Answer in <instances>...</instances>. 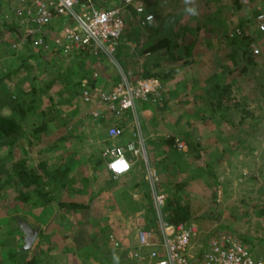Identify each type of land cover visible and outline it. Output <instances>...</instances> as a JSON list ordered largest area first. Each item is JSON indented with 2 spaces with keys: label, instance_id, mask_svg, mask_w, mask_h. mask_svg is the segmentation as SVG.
I'll return each mask as SVG.
<instances>
[{
  "label": "rangeland",
  "instance_id": "rangeland-1",
  "mask_svg": "<svg viewBox=\"0 0 264 264\" xmlns=\"http://www.w3.org/2000/svg\"><path fill=\"white\" fill-rule=\"evenodd\" d=\"M147 1V4H151L154 0ZM139 2L145 4L144 8L147 11L148 5L143 0H139ZM213 2L215 4H212ZM252 2L260 3V0H252ZM179 3L181 5L183 4L182 7L194 8L196 10L195 15L197 16H202L205 11L203 17L206 22H208V19L212 20L211 10L213 5H215L217 8L216 12H221V19L228 15L233 25L238 26L239 22L242 26L247 27L244 30L253 38V48L259 49V53L255 55V62L250 63L247 59L243 58L245 46L246 48L248 46L246 41L239 40L234 43L230 41L231 46L228 45L227 41H224L223 44L226 45L227 50L225 48L219 52L207 50L208 54L205 52L204 47L197 44L198 47L195 46L196 52L190 59H204L201 53H205L207 56L203 63L197 62L194 66L192 65L184 69V73L190 70V74L188 75L202 77L204 80L203 82L200 79L197 82L198 85L196 84L193 87V90L190 89L188 93H185V95H192L191 101L187 99L188 96L186 99H177L175 96L170 97L171 99L167 103L163 101L162 104L158 103L159 105L153 104V113H142L140 106H137L136 114L133 115L131 113L132 117L128 119L129 122L127 124L128 129L136 131L135 135L125 127L127 130V132L125 131L126 134L119 137L117 141H121L120 143L122 145L127 146V144L131 143L133 139H137V137L143 139L141 132H145V129L149 133L158 135L157 138H160V140L166 138L170 132L176 131L181 134H190L192 138H198L202 148H204L202 158L196 159L187 152L178 151L179 153H174V159L169 160L167 165H153L160 174L161 181L158 184L159 189L167 194L168 198L171 193L174 194L175 200L181 204L189 203L191 207L190 203H192L194 207L198 203L200 214L199 216H195L196 219L193 221L199 231L198 236L194 240L196 250L203 248L211 236L221 232H231L238 235L243 242L251 247L255 257H264V33L257 35H255L256 33H250L254 30V26L248 25L249 18L253 16L254 8L252 5L247 8L245 7L242 11H236L232 0H191L190 3L186 2V0H165V10L169 14L172 12L174 14V11H176L175 6H179ZM224 4H227L228 6L226 7L230 8L222 11V7L220 6H225ZM259 8L264 10V5L262 6L260 4ZM127 11H124L126 28L120 39L116 55L113 58L99 56L96 60H91V62L85 59V55L80 59V61L85 59L83 64L86 63L85 68L88 71L91 70V72L100 75V79L105 84L104 87L106 89L112 88L122 82L123 77H129L132 80L140 78V73L138 74L140 69H143L145 72L148 71L147 65L139 62V56L144 54L143 45L148 38V23L142 25L140 20H138V16L135 13L133 14L131 9L129 12ZM224 14L226 16H223ZM215 15H218V13ZM174 17H170L171 19L166 21L170 35H174L179 29V26L175 24L177 23V19H173ZM17 26L15 17L10 11L9 4H7L6 8L4 6L2 10L0 9V76L9 71L15 69L18 71L19 68H24L22 73L14 75V81L21 82L20 87L28 90L33 81L34 72L32 73L31 71L28 77H26L27 73L25 68H29L30 65H36L35 62H38L39 64L37 66H40L39 69H41L40 74L38 73L40 77L38 80L39 83H44L43 78H47L48 76H50V79L54 78V74L56 73L58 75L60 70H62L63 80H69L62 85L59 83L54 84L49 91L52 100L58 104V112L66 116L67 126H61L59 119H55L50 123L52 130L47 133V142L54 149L47 152V158L52 161H57V159L62 157V160L67 161L68 158L75 157L78 160L77 163L72 164L74 172L72 176L74 179L69 181V187L61 189L59 185H55L53 196L56 202L52 204L56 208L60 202H71L72 199L76 200L80 198L81 202H84V200L87 201L90 189H87V193L84 196V193L79 191L82 190L81 180L86 177H92L95 183L97 179L103 177L102 174L104 171H102V167L104 165L102 164L100 166L97 158L99 156L103 157L100 152L101 144L99 142L102 140L97 138V136L101 132H104V130H109V126L107 122L103 124L100 122L99 124L91 119L89 116V108L83 103L81 97L80 92H82V88L75 90V88L67 84V82L77 81L81 76L80 72L74 70L69 73V71L63 70L69 65L62 64L64 61L57 54L45 53L39 61H33V56L40 54V52L27 44L13 49V53L10 46L17 41L16 37L19 32ZM195 29L196 25L189 27V37L195 35ZM134 38L135 41L133 40ZM138 43L139 45H137ZM214 46H219V42L214 44ZM228 52L231 53L230 56H228ZM119 54L123 58L131 59L129 60V65H132L130 68L134 71L131 76H127L128 72L122 70V65L118 61ZM228 60L229 62L227 63ZM65 63L70 64L69 62ZM177 64L178 61L173 63V65ZM221 65L226 67L223 71L218 72L217 66ZM244 66L247 68H244ZM151 68L153 69V66ZM215 80H220V83L230 84L233 91L232 95L240 104L238 108L234 106L229 109L228 117L230 123H225L223 120L215 118L216 114L220 113L219 110L216 112L213 106L217 95L212 89V83ZM192 83V79L189 78L186 84L188 89ZM167 85L168 83L166 86L164 83L165 88H168ZM168 90L171 92V88H168ZM207 93L211 97L208 100L204 99V103L197 104V99H199L197 97L201 96L203 98V95ZM196 95L200 96L193 99ZM42 99V108L47 112L46 117H50L49 96L44 95ZM186 101H190V103ZM210 101L212 102L210 103ZM54 115L58 118L57 112ZM173 125H177V127ZM24 127L26 134H32L31 123L28 124L26 122ZM78 135L81 136L79 137ZM60 136H63L64 139L56 143ZM124 137L128 138L124 139ZM242 139H244V142H242ZM26 141L25 138L20 140L18 144L20 153L23 151L29 152V146ZM40 147L41 145L34 146L35 156ZM230 147L233 150L227 151ZM3 148L0 153L7 156L8 147ZM214 148L219 151H213ZM166 150V148H162V151ZM71 151L74 152L71 154ZM213 153H218L220 156L218 161L213 160ZM155 154L159 155L157 151ZM31 156L34 157L33 154ZM0 159H2V155ZM164 159L162 157L160 160ZM140 160L144 162L142 157H140ZM94 162H96V166ZM207 163L211 165V169L218 176V181H220L218 186L213 183V178L208 174ZM143 169L146 172V168L143 167L139 168V171H143ZM177 186H180V188H176ZM137 189L139 188L137 187ZM75 192L79 197L72 198V195H76ZM2 193L4 194L2 198L8 199L11 197V205L19 210V217L23 218L25 215H31L35 218L33 222L35 224L37 222L39 223L37 225L41 226L43 231V237L40 239V242L48 246L46 247L47 250H50L49 248L53 246L57 247L54 253L48 251L49 257L47 261L44 260L43 263L39 264H67L68 260L71 263L72 260H75L76 264H83L84 262L80 258L78 250L83 252V247L90 242L95 234L93 233V228L98 229L104 224L109 226V229L106 231L107 235L114 234L117 236L114 233L116 231L120 236L124 237H129L130 234L132 237L138 227L155 228L157 226L154 204L152 207L150 206V201L146 203L144 200L139 201L141 197L139 198L138 194L136 199L129 201L128 205L130 207L127 206L128 208L125 209V211H131L132 204L135 206L137 204H143V207L139 210L141 214L137 216H125L126 218L116 216L107 217L103 211L101 212L99 206L97 208L100 209V213L95 211V216L88 217L89 212H91V206H89L85 210L72 209L65 213L59 212L60 214H58L55 220L48 217H41L37 221L34 210L40 207V205L36 202V197L29 206L24 207L25 204L17 203L13 199L15 197L13 189L11 191H1ZM122 204L125 203L122 202ZM164 212L167 217L169 214L167 207H165ZM3 214L0 211V216ZM150 219L155 220L154 225L150 224ZM8 222L15 221L11 219ZM108 222H112L111 226ZM62 229L64 233L67 231V233L75 236V239L64 238V233L60 232ZM16 235L19 238L22 237L20 234H15V241ZM8 243H12V241H8ZM62 243L68 247L75 248L77 253H73V251L69 255L62 252L60 250L63 246L60 245ZM12 248L14 249L16 246L14 245ZM118 252L121 251L117 250ZM114 254L116 253H111L112 256ZM35 256H39L40 259L43 258L42 252L38 251H33L28 255L26 254L23 258L30 259ZM124 256H122L123 259L118 257V264H128ZM90 260L94 264H109L103 260L98 262L94 257H91Z\"/></svg>",
  "mask_w": 264,
  "mask_h": 264
},
{
  "label": "trees",
  "instance_id": "trees-1",
  "mask_svg": "<svg viewBox=\"0 0 264 264\" xmlns=\"http://www.w3.org/2000/svg\"><path fill=\"white\" fill-rule=\"evenodd\" d=\"M117 0H93L94 4H96L97 8L102 11L110 10L115 7V3ZM122 0H118L120 2ZM139 2V0H137ZM147 7H149V4H147V0H143ZM213 1V0H212ZM216 1V0H214ZM221 1V0H219ZM233 1V6H235L236 11H242L245 9V5L248 0H232ZM259 3V2H258ZM258 3H253L252 7L255 9L253 13L255 14V17L262 11L264 10H258L255 7H258ZM212 4H215L213 2ZM84 5V4H83ZM145 6V4H142ZM225 6H228L227 4H224ZM84 7V6H83ZM82 5L79 6V10L83 8ZM128 9L133 10V12L138 16V20L141 17L136 13V10L133 6L129 7ZM212 11L215 14L216 12V6L213 5ZM220 13V12H218ZM66 18H62V20L59 22V28L62 27L63 23H65ZM238 26L233 25L229 26L228 28L224 29L227 37L231 40L232 43L235 41H243L247 42V48L245 46V51L243 52V58L247 59L250 63L255 62V53H254V48L252 45L253 38L248 34L244 29L247 27L242 26L238 22ZM211 27L210 24H205V26ZM248 25L254 26V30L250 32L251 34H262L258 30L256 21L254 17L249 18ZM148 27V26H147ZM195 35L193 36V39L191 42H187L186 39L183 37V41L179 42L176 38L175 40L166 38V37H158L157 42L148 46L145 48L147 52H155L159 49H165L167 52L171 53V57H173L174 61H180L188 58V63L190 64H195L196 58L191 60L190 57L194 56L193 54V47L195 43L197 42V33L198 28L195 29ZM191 37V36H190ZM178 39L181 38V32L177 36ZM182 39V38H181ZM184 45V46H183ZM10 49L13 50V48L10 46ZM14 53V50H13ZM43 53H40L38 55L33 56L34 60L39 61V59L43 56ZM85 55V59L87 61L91 60H96L98 56L92 55V53L88 52L85 54H76L69 59V63H65V59H63L64 65H69L68 67L64 68L63 70L69 71L71 73L72 71L76 70L79 71L81 76L77 79V81H71L67 82L68 86L75 88V90L78 88L83 87V80L86 79L90 82V86L94 89L97 87V83L100 82V75L97 74V77L94 78L95 72L88 71L85 68V64L83 62L85 61L80 59L82 56ZM230 56V55H228ZM101 57V56H100ZM119 58V55H118ZM186 62V61H185ZM229 60L227 61V63ZM79 63V64H78ZM36 65H30L29 68H25L26 70V77H28L29 73L32 71L34 72L33 76V81L29 87V89H25L23 87H20L21 82L19 81H14V75L22 73V70L24 68H19V72L17 69L13 71H9L8 73H5L0 76V152L4 149L3 147H8V155L4 156L3 153H0V157L2 155V159H0V208L5 209L7 214L11 219L15 221V224L19 225L17 217L19 214V210L17 208L12 207L11 205V197L8 199L2 198L4 194H1V191L13 189V193L15 194V197L13 198L16 200L17 203L25 204L24 207L29 206L33 199L36 197L37 200L36 202L41 205H48L50 202L54 201V196H53V189L55 188V185H59L61 189H66L69 187V181L71 179H74L72 176L73 168L72 164L77 163V158L75 157H70L67 159V161L62 160V157L57 159V161H52L49 158H47V152L52 151L54 148L50 146V144L47 142V137L48 134L52 128L50 126V123L55 120L59 119L60 120V125L63 127L67 126L65 115H61L60 112H58V104L52 100V97L49 94L50 89L54 86V84H64L66 81H69L68 79L63 80V75H62V70H60L59 74L57 75L56 73L54 74L55 77L50 79L48 76L47 78H43L44 83H39L38 80L40 77L38 76V73L41 71L39 67L37 66L39 63L35 62ZM227 65V64H224ZM226 67V66H225ZM223 65L218 67V72H221L225 69ZM38 68V69H37ZM244 68H247L244 66ZM33 69V70H32ZM59 71V70H57ZM66 71V72H67ZM149 71H147L148 73ZM40 74V73H39ZM79 74V75H80ZM78 75V76H79ZM154 75L150 76V74H147V78L153 77ZM158 76V77H157ZM43 77V76H42ZM156 78H159V74H155ZM219 77V76H218ZM160 79V78H159ZM219 79V78H217ZM36 80V81H35ZM37 82V84H35ZM195 85V82L192 83ZM212 89L214 92H216V97L215 101L213 102V106L216 109L215 111L219 110L220 113L216 114V119L218 120H223L225 123H230L229 117H228V112L231 107H239L240 104L237 102L236 98L232 95V86L230 84H224L220 83V80H215L212 83ZM82 90V89H81ZM174 92V91H173ZM81 93V92H80ZM49 96V107H50V117H46L47 112L42 108V97ZM163 99L166 100H161L158 102L159 104H162L163 101L167 103L170 97H174L175 94L170 92L167 88L163 91ZM200 96V95H197ZM195 96V97H197ZM210 94L203 95V98L197 97V104L204 103V99L210 98ZM187 103H190V101H186ZM212 101H210L211 103ZM157 103V104H158ZM145 104L147 107H153L151 103H141ZM139 104V105H141ZM158 104V105H159ZM86 108V107H85ZM89 108V107H88ZM137 111V110H136ZM55 112H57L58 118L55 117ZM246 112V110H244ZM134 115V112L132 110H128L125 113H123L120 117H113L110 116L106 121L102 122L106 123L111 120L115 119V123L113 126H115L118 130H120V135L112 138L109 135V130L107 132H101L97 136L99 139L105 140V143H103V146H108L107 148H112L115 146H112L111 140L115 138H119L124 135L125 127L128 129L129 127L127 126L129 122V118L132 117V114ZM166 120V118H165ZM31 123V129H32V134H26L25 132V123ZM169 126V124L167 123ZM174 127H177V125H173ZM132 130V129H130ZM46 134V136H45ZM44 135V136H43ZM71 136V134L69 133ZM135 135V134H134ZM79 137L81 135H78ZM22 138H25L29 146V152L28 151H23L22 153L19 152L18 149V144ZM63 136L58 137V142H61L63 140ZM177 140H183L186 142L188 146V151L187 153L194 156L196 159L202 158L204 148H202L201 142L198 138H192L190 134H181L178 131L176 132H170L164 138L163 140H157L154 144L153 147L155 148V151L158 152V154L162 157H164V161L158 162L161 165H167V162L169 160H173L174 158V153H179L177 148H176V141ZM246 140V139H245ZM242 142H244V139H242ZM36 145H41L39 148L37 155L35 156V150L34 146ZM104 146V147H105ZM112 146V147H111ZM122 147V146H121ZM136 147V146H135ZM3 148V149H2ZM137 148V147H136ZM162 148H166V151H162ZM130 151V149L128 148ZM217 150L214 148L213 151ZM221 150V149H220ZM233 150L232 147L228 148L227 151ZM219 151V150H217ZM74 151H71V154ZM124 152L126 153V150L124 149ZM134 156L133 151H130ZM30 153V154H29ZM33 154L34 157H30V155ZM70 154V155H71ZM93 156H95L93 154ZM213 160L218 161L220 159V156L218 153H213ZM65 157V156H64ZM137 157V162H138V167L136 169H132V177L134 180L136 179H141L142 183L145 181L147 184V189L145 192V195H147L148 199H150L151 194H150V189H149V182L147 180V172H145V169L143 171H139V168L143 167L145 168L144 162L140 160V155L136 156ZM98 158V164L100 166L104 163V158L102 156L97 157ZM66 160V159H65ZM166 163V164H165ZM94 165L96 166V162H94ZM207 169H208V174L210 177L213 178V183L218 186L219 182L218 181V176L213 172L211 169V165L209 163L206 164ZM156 169V168H154ZM78 170V168H77ZM108 170V169H107ZM80 171V170H78ZM102 171H106V167H102ZM130 171V172H131ZM157 171V169H156ZM129 173V172H128ZM127 173V174H128ZM159 177L160 174L157 171ZM110 176V177H109ZM116 177L114 174H112L110 171H108V176L105 177V179H108L106 182V185L109 184L110 181H112ZM92 177H86L82 179V183L84 184L85 187H88V183L92 180ZM144 179V180H143ZM161 181V179H160ZM183 186V185H181ZM71 187V186H70ZM135 187L140 188L141 184L136 183ZM176 188H180V186H177ZM100 192H95L93 191V198L92 200L96 197L97 194ZM2 198V199H1ZM13 200V202H14ZM35 202V201H34ZM58 206L62 207L63 212L65 213L66 211H70L72 209L75 210H85L86 208H89L90 203L86 204L85 202L81 201H72V202H60ZM167 209L169 214L167 215V220L173 223H182V222H193L196 217L193 216L192 214V208L189 206V204H181L179 201L175 200L174 194L171 193L168 198V203H167ZM66 209V210H65ZM150 209V207H149ZM47 210V208H46ZM104 223V222H103ZM155 220L150 219V224L154 225ZM6 224H8L6 222ZM18 229V230H17ZM16 230L21 232V236H23V232L20 227H18ZM109 229L108 225H102V227H99L98 229L93 228V233H95L90 240L88 244H86L83 249L84 251L82 252L81 250H78V254L82 261L84 262L83 264H88L91 262L90 258L94 257L98 262H101L102 260L108 261L109 264H112L114 262L111 257V253H117L118 248H115L114 246L109 247V237L106 233V231ZM14 232V229L13 231ZM11 233V232H10ZM4 235L5 233L2 232ZM14 237V234L13 236ZM64 238H73L75 239V236H73L71 233H64L63 234ZM23 237L20 238L22 242ZM4 241V242H3ZM8 241H12L11 237L9 238ZM3 244L5 245V240H2ZM208 242V241H207ZM206 242V243H207ZM23 243V242H22ZM2 244V245H3ZM111 244V243H110ZM8 245H12V243H9ZM6 246V245H5ZM206 246V244H205ZM197 249L194 247L193 253H195L198 257L205 248ZM21 248V250H20ZM65 249L71 253H77L75 251V248L68 247L66 246ZM82 249V250H83ZM29 250H23L22 247H17L15 249H12L8 254H1L0 253V259H2L0 262L3 263L5 260L9 259L10 264H39L43 263V261H47L49 257V252L51 250H43V258L40 259L39 256L32 257L30 259H24L23 257L26 256ZM121 251V250H120ZM101 260V261H100ZM118 261V260H117ZM195 264H197V259L193 260ZM67 264H76V263H71L70 260H68ZM118 264V263H117ZM130 264H136L135 262L131 261Z\"/></svg>",
  "mask_w": 264,
  "mask_h": 264
},
{
  "label": "built area",
  "instance_id": "built-area-1",
  "mask_svg": "<svg viewBox=\"0 0 264 264\" xmlns=\"http://www.w3.org/2000/svg\"><path fill=\"white\" fill-rule=\"evenodd\" d=\"M80 5L84 7L79 10ZM251 5L252 0H248L245 7ZM128 6H133L141 16L142 25L154 20V15L147 13L137 0H122L120 5L106 11L99 10L93 0H10L9 8L19 31L17 41L11 47L17 49L27 44L40 53L57 54L65 62L76 54L88 52L98 57L113 58L126 28L124 9ZM257 9L261 10L259 6ZM62 18H66V21L58 29ZM255 21L258 30L264 33V12L261 11ZM254 53L257 55L259 49L255 48ZM94 77H97V73ZM164 90L161 79L156 77L135 81L123 77L122 82L109 89H93L90 82L84 79L81 97L89 107L91 119L100 124L110 116L120 117L128 110L136 114L137 106L141 103L157 104L163 99ZM109 135L114 138L120 135V130L112 126ZM141 144L144 146L142 139ZM176 148L179 152L188 151L183 140L176 141ZM129 149L136 156H142L145 151L134 145ZM102 155L107 160V169L115 176L130 172L132 163L126 158L122 147L106 148ZM146 167L157 226L137 228V242L130 244L127 250L129 260L136 264H195L192 262L195 259L197 264H264V257H255L251 247L231 232L211 236L199 257L193 253L194 240L199 234L197 225L194 222L177 224L167 220L164 209L168 196L158 187L160 177L156 169L148 162ZM108 237L112 246L122 249L119 238L114 234Z\"/></svg>",
  "mask_w": 264,
  "mask_h": 264
},
{
  "label": "crops",
  "instance_id": "crops-1",
  "mask_svg": "<svg viewBox=\"0 0 264 264\" xmlns=\"http://www.w3.org/2000/svg\"><path fill=\"white\" fill-rule=\"evenodd\" d=\"M164 1L165 0H154L151 4H149V7L146 11L147 13H151L154 15V20L147 22L148 23L147 26L149 28V32L147 33L148 38L145 41V44L143 45L144 54L139 56L140 57L139 62L144 63V65L146 64L149 72L147 73L143 69H140L138 74L140 73V78H147L146 77L147 74H150V76H152V74H153L154 75L153 77H155V74H157V75L159 74V76H160L159 78L161 79L162 83L163 84L165 83V86L168 83V85H167L168 88H171V92L175 94V97H177V99H186L188 96L187 99L190 100V99H192V95H185V93H188L190 89L193 90V87H195V85L197 84L198 81H200V79L203 82H204V80L202 77L199 78L198 76L194 77L193 75L192 76L188 75V74H190V70H188L184 73V69H186V67H191L192 65L194 66L197 62L203 63V61H205V57L207 55L205 53H201V56H204L203 57L204 59H202V60L196 59L195 64L188 63V58H187V59L178 61L177 65H173V63L177 62V61L173 60V57H171L172 56L171 53L167 52V50L159 49L155 52H147L145 50V48L156 43L158 40L157 39L158 37H166V38H170L172 40L173 39L175 40V38H176L179 42H181V41H183L182 35H184V39H186L187 42L189 43L193 39V37H189V35H188L189 27L196 25V29L198 28L199 33H197V35H198L197 42L195 43V45L193 47V53L194 54L196 52L195 46H197V44L204 47L206 53L208 52L207 50H212V51L214 50L213 52H215V51L219 52L223 48H225V50H227L225 47L226 45L223 44V42L227 41L228 45H230V46L232 44L230 42L231 40L227 37V34H226L224 29L228 28L229 26H233V24L230 22V18L228 17V15H227V17H223L221 19V16H220L221 12L218 13V11H217L215 13H218V15H214L212 10H211L212 11V15H211L212 20L208 19L207 20L208 22H206L204 20V17H203L205 11H204L202 16L193 15L187 11V9L189 7H186V6L182 7L183 4L181 5L180 3L178 4L179 6H175L176 11H174V14H172L173 12L169 14L165 10ZM9 2H10V0H0V9L2 10L4 6L6 8L7 4H9ZM121 3H122V1L118 2V0H117L114 5L117 6V5H120ZM252 4H253V2H252ZM260 4L263 6L264 0H260ZM217 5H219V4H217ZM209 6H211V5H209ZM129 7H131V6H129ZM220 7H222V11H225L226 9L230 8V7H226L223 5H221ZM255 8H257V7H255ZM201 9L203 10L202 6H201ZM129 10L130 9H128V7H126L124 9L125 12L126 11L129 12ZM131 11L133 12V10H131ZM133 14H134V12H133ZM216 16H218V17H216ZM223 16H226V14H224ZM170 17H174L173 19H177V23H175V24L177 26H179V29L175 32L174 35H170L168 33V31H169L167 28L168 23H166V21L168 19H171ZM219 17H220V20H219ZM252 17L255 18L254 13H253ZM141 19L142 18L140 17L139 20L141 21ZM243 20H244V18H243ZM206 23H209L210 26L213 27V29H211V27H208V25L205 26ZM180 32H181V38L182 39L177 38V36L180 34ZM204 33H206V35H204ZM194 34H196V33H194ZM133 40L135 41V38ZM218 42H219V46L215 47L214 44H216ZM220 43L222 44L221 46H220ZM137 45H139V43ZM119 55L120 56L118 58V61L122 65V67H121L122 70L128 72L127 76H131V74L134 72L130 68V66H132V65H129V63H130L129 60H131V59L123 58V56L121 54H119ZM228 55H231V53L228 52ZM151 66H153V69L151 68ZM183 67H185V68H183ZM218 67L219 66H217V69H218ZM94 78H96V77H94ZM189 78L192 79V82H196V83H195V85H193V84L190 85L189 89H188L186 84L188 83ZM135 80H137V79H135ZM135 80H133V81H135ZM101 82H102V80H101ZM101 82L96 84L97 87L105 88L104 87L105 84L103 82L101 84ZM194 98H196V97L194 96L193 99ZM138 106H140L142 113L143 112H146V113H153L154 112L151 107H149V106L147 107L145 104H141ZM114 123H115V119L107 122V125L109 126V128H111L114 125ZM128 130L133 134H135V132H136V131H133V129L132 130L128 129ZM107 131L108 130H104V133ZM126 132L124 133V135L126 134ZM141 133L143 135L142 138L144 139V146L141 144V139L139 137H137V139H133V141L131 143L127 144V146L122 145L120 143L121 141H117L118 138L111 140L112 146H122L126 150L125 156L132 163V169L133 170L138 167L139 161L137 162V157L134 156L128 150V148H130L131 145H134L137 148H142V150L144 148L145 151L141 157L144 160V165H145L146 169H147L146 162H148L151 167L155 168L153 165L156 166V164H159L158 162L164 161V160H160L162 158V156L155 154L156 151L154 150V147H153V144L157 140H160V138H157L158 135L156 136V134L149 133L147 129H145V132H141ZM125 138H128V137H124V139ZM99 142L101 144L100 152L103 154L104 149H106L108 146H105V145H104L105 147L103 146V143H105V140H103V139H102V141H99ZM146 157L148 159H150L153 164ZM103 165L106 167V171H104V173L102 174L103 177L100 179H97L95 183H94V180L90 181L88 183V187H85L84 184L82 183V190H79L80 192H83L84 196H85V194L87 193V189L88 188L90 189V191L88 193L89 196H88L87 201L84 200V202L86 204H88L90 202V206H91V212H89L88 217L95 216L96 215L94 213L95 211L97 213H100V209L97 208L99 206L101 208V212L103 211L104 215L107 217L116 216V217L126 218L125 216H132V217L137 216V215L141 214L139 210L143 207V204H137L136 206L134 204H132L131 205V211H128V210L125 211V209L128 208L127 206H129L128 205L129 201L136 199L137 194L139 195V198L141 197V199L139 201L144 200L145 203L150 201L149 202L151 204L150 206L153 207L152 197H150V199H148L147 195H145V192L147 189L146 182L144 181L142 183V180L140 178L134 180V178L132 177V175H133L132 169H131L132 171L130 170L131 172H129L128 174H125L123 176L114 177V179L112 181H110L108 185H106L105 181H107L108 179H105V177L108 176V170H107V160L105 158H104ZM136 183L141 184V187L139 189H137V187H134ZM93 191L100 192V193L97 194L96 197L92 200ZM75 194H76L75 196L72 195V198L76 197V196L79 197V195L76 192H75ZM72 201H81V200H80V198H78L76 200L72 199L71 202ZM53 202H56V200L54 199V201L50 202V204H48L46 206L41 204L40 207H38L34 210V214L36 215L37 221L40 220L41 217H48V218H52V220H55L57 218L58 214L63 212L64 209L60 210V209H62V207H60V206H56V208H55V206L52 204ZM122 202L125 204H122ZM196 202H197V200H196ZM197 204L193 207L192 203H190V205L192 207L193 216H199V214H200V210H199L200 207ZM46 208H47V210H46ZM0 211H2L4 213L2 216H0V253L1 254H8L13 249L12 247L14 245L16 246V248L19 246L23 247V243L21 242L19 236L16 235V237H15L16 241L14 240V237H12L13 234H14V236H15V234L21 235V232L17 231L18 230L17 228L20 226L19 225L16 226L15 222H11V223L8 222V220H11V218L9 217V215L7 214L5 209L0 208ZM21 219L26 220L33 227L39 226V225H37V224H39L38 222L36 224L33 222V220H35V218L31 215H28V216L25 215V217H23ZM110 220H112V219H110ZM6 222L8 224H6ZM108 224L111 226L112 222H110V223L108 222ZM39 227H40V231L38 233V236H37L32 248L28 251L27 255L31 254V252H33V251L42 252L44 249L47 251L46 247H48V246H45V244H42L40 242V239H42V237H43V231H42L41 226H39ZM13 229H14V232H12ZM136 231L137 230H135L132 237H131V234L129 237L128 236L127 237L120 236L116 231H114V233L117 235L116 237L119 238L122 242V249H119V251L121 250V252H118L111 257V259L114 261V262H112V264H117L118 263L117 260H119L118 257L123 259V257H122L123 255H125L124 257H125L126 261L128 262V264L131 263V260L126 258L127 257L126 254H127V250L130 248V244L136 243V233H137ZM2 232H4L5 234L3 235ZM60 232L64 233L63 229ZM65 233H67V231ZM10 237L12 240V245H8L9 244L8 238H10ZM22 237L24 239V235ZM2 240H5L6 246L3 244L4 241L2 242ZM13 241H14V243H13ZM60 245H63V243ZM66 246H67L66 244L63 245L60 248V250L62 252H65L66 254L70 255V253L65 249ZM111 246L112 245L109 243V247H111ZM56 248L57 247L53 246L52 248H49V249L51 250L52 253H54L56 251L55 250ZM1 260L2 259H0V261ZM72 263H75V260H72ZM107 263H108V261H107ZM0 264H10L9 259L5 260L3 263L0 262Z\"/></svg>",
  "mask_w": 264,
  "mask_h": 264
},
{
  "label": "water",
  "instance_id": "water-1",
  "mask_svg": "<svg viewBox=\"0 0 264 264\" xmlns=\"http://www.w3.org/2000/svg\"><path fill=\"white\" fill-rule=\"evenodd\" d=\"M19 226L24 234L23 239V250H30L38 236V233L40 231V227L36 226L33 227L30 225L26 220L21 219L20 217H17Z\"/></svg>",
  "mask_w": 264,
  "mask_h": 264
},
{
  "label": "clouds",
  "instance_id": "clouds-1",
  "mask_svg": "<svg viewBox=\"0 0 264 264\" xmlns=\"http://www.w3.org/2000/svg\"><path fill=\"white\" fill-rule=\"evenodd\" d=\"M186 2L190 3L191 0H186ZM187 11H188L189 13L193 14V15L196 14V10H195L194 8H188ZM60 28H61V27H60ZM60 28H58V29H60ZM122 167H127V165H122Z\"/></svg>",
  "mask_w": 264,
  "mask_h": 264
}]
</instances>
